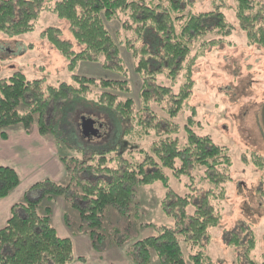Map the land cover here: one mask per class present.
I'll return each mask as SVG.
<instances>
[{"label": "rangeland", "instance_id": "1", "mask_svg": "<svg viewBox=\"0 0 264 264\" xmlns=\"http://www.w3.org/2000/svg\"><path fill=\"white\" fill-rule=\"evenodd\" d=\"M184 1L180 13L218 10L223 13L225 21L232 24L233 30L228 35L208 31L200 38L201 41L216 38L219 42L215 45L202 48L200 40L193 41L182 69L175 70L174 80L167 70L154 74L155 81L171 85L177 92L189 71V96L184 101L185 106L174 117L167 113L165 100L150 99L148 107L142 109V73L136 71L134 49L126 47L128 44L125 43L126 36L133 38V33L121 25L128 17L106 22L118 42V57L105 60L107 66L102 64L103 58L100 61L81 60L73 70L68 69L69 61L42 33L48 27H54L58 29L60 39L72 44L73 51H79L83 46L75 41L67 21L47 9L39 13L28 32L18 35L0 32V79L16 72L22 73L26 79L39 82L45 98L47 86L57 87L63 82L80 87L73 81L75 75L95 80L94 84H86L84 93L70 92L50 104L44 114L45 122L54 129L53 133L46 135H52L57 141V155L61 161L62 158L65 160L68 167L63 163L66 175L58 182L45 177L47 165L41 162L43 165L34 169L37 177L29 180L21 173L17 186L20 190H28L36 182L49 180L81 191L83 183L103 184L107 176L96 170L100 157L111 168L120 166L117 158L142 162L146 156L152 155L151 145L166 127L172 130V137L185 140L184 127L189 124L193 131L209 135L215 143L225 146L232 164L231 180L226 183L221 201V219L216 226L209 228L201 247L195 250L202 251L213 264H248L243 256L244 246L235 247L228 242L231 231H238L241 236L251 233L254 241L248 259L252 264H264V170L258 169L253 160L261 157L264 161V48L247 43L246 33L240 29L235 16V0ZM254 2L264 10V0ZM183 21L184 17H181L179 25ZM101 80L118 81L120 86L103 87ZM103 93L114 97V105L132 99V104L126 109L128 116L121 118L115 110L103 104L101 100L106 101ZM191 108H194V114ZM28 109V102L18 105L20 112ZM83 116L95 120L98 136L87 138L81 134ZM140 121L143 123L139 124ZM148 127L149 132L144 135L143 130ZM165 172L175 192L184 194L189 189L184 186V183L189 184L185 176L176 179L168 170ZM195 181L198 182V178ZM197 185L194 184L193 188L199 187ZM134 190L126 208L106 205L100 222L91 226L66 196L41 200L40 212L45 213V207L49 206L50 222L58 235L68 234L71 240L74 239V250L83 254L78 258L80 264H137L134 244L156 234L161 226H171L173 218L163 210L165 189L160 181L136 185ZM204 191L201 189L195 194ZM31 193L37 196L36 199L40 197L38 190L26 195L29 197ZM74 200L79 206H85L80 199ZM84 235L90 241V250ZM181 246L186 264H193L187 259L190 248L182 240ZM114 255L117 258L113 260ZM150 264H160L154 253H151Z\"/></svg>", "mask_w": 264, "mask_h": 264}, {"label": "trees", "instance_id": "2", "mask_svg": "<svg viewBox=\"0 0 264 264\" xmlns=\"http://www.w3.org/2000/svg\"><path fill=\"white\" fill-rule=\"evenodd\" d=\"M254 1L235 0L234 12L240 29L246 33L247 43L264 48V10ZM184 5V0H0V32L6 35L28 32L39 13L47 9L67 21L75 41L83 46L81 50L73 51L72 44L60 39L58 29L54 27H48L42 33L69 61L68 69L73 70L81 60L100 61L103 58L102 64L107 66L105 60L118 57V42L106 22L128 17L121 25L133 33V38L126 36L125 43L128 44L126 47L134 49L136 71L142 73V109L148 107L150 99L165 100L167 113L174 117L185 106L184 101L189 96V71L177 92L171 85L155 81L154 74L167 70L174 80L175 70L182 69L193 41H199L208 31L228 35L233 30L221 11L180 13ZM181 17L184 21L179 25ZM216 40H200V47L215 45L219 42ZM148 67H151L150 71ZM73 81L80 87L63 82L57 87L47 86L45 98L39 82L26 79L22 73L16 72L0 79V135L4 136V129L15 124H21L25 130L35 124L41 134L53 133V126L44 119L49 105L70 92L82 94L86 84L95 83L91 77L81 75L73 76ZM119 83L100 81L103 87L120 86ZM103 94L102 97H106V101L101 100L103 104L115 110L121 118L128 116L126 109L132 104V99L114 105V97ZM23 102H28L29 109L20 112L18 105ZM191 113L194 114V108H191ZM171 131L166 127L163 134L158 135L151 145L152 155L146 156L142 162L117 158L120 166L111 168L100 157L96 170L106 174L107 180L103 184L83 183L81 191L49 180L31 185L28 192L38 190L40 197L31 200L26 192V199L13 206L10 218L0 229V264H68L73 260L71 239L57 235L50 222L49 206L45 207V213L40 212L41 200L48 201L58 195L70 198L73 207L87 218L91 226L100 222L106 205L124 209L130 203L136 185L154 181L163 184L165 196L162 206L173 218V224L161 226L156 234L134 244L137 264H150L151 253L156 255L160 264H186L181 240L190 248L187 259L193 264H213L202 251L195 249L201 247L209 228L216 226L221 219V201L226 183L231 180V158L225 146L215 143L209 135L193 131L189 124L184 127L185 140L172 137ZM148 132L149 127L143 130L144 135ZM253 160L258 169L264 170L261 157ZM62 161L68 169L63 158ZM165 170L176 179L185 176L189 184L184 183V186L189 189L184 194L175 192L168 183ZM190 170H196L198 174L195 171L192 174ZM197 178L198 182L195 181ZM18 184L17 172L11 167L0 166V197L7 196ZM194 184L199 187L193 188ZM201 189L206 191L196 195ZM75 198L86 207L75 203ZM230 234L228 245L244 246L243 256L248 264H252L248 259L254 241L251 233L241 236L240 232L231 231Z\"/></svg>", "mask_w": 264, "mask_h": 264}, {"label": "crops", "instance_id": "3", "mask_svg": "<svg viewBox=\"0 0 264 264\" xmlns=\"http://www.w3.org/2000/svg\"><path fill=\"white\" fill-rule=\"evenodd\" d=\"M56 149L57 141L54 137L50 134H41L36 125L26 130L21 124L11 125L4 129V136L0 135V166H10L18 173V176L22 173L31 180L37 177L34 175L36 173L34 169L43 165L41 162H44L47 165L45 177L58 182L66 175V171ZM18 187H15L7 196L0 197V229L5 226L10 218L13 206L24 201V195L28 190H26L27 188L20 190ZM28 198L36 199L37 196L31 193ZM18 210L20 211V208ZM58 236L69 237L65 233ZM85 237L86 235H84V240H87V249L90 250V241ZM71 241L73 242V258L76 259L71 260L68 264H80L81 261L78 258L82 257L83 254L78 250L77 252L74 250V239ZM80 242L84 241L80 240ZM115 258L117 256L114 255L113 260Z\"/></svg>", "mask_w": 264, "mask_h": 264}, {"label": "water", "instance_id": "4", "mask_svg": "<svg viewBox=\"0 0 264 264\" xmlns=\"http://www.w3.org/2000/svg\"><path fill=\"white\" fill-rule=\"evenodd\" d=\"M80 131L84 137H94L99 135V128L95 125V120L91 117H82L80 122Z\"/></svg>", "mask_w": 264, "mask_h": 264}]
</instances>
